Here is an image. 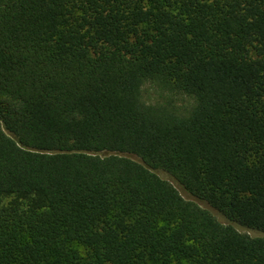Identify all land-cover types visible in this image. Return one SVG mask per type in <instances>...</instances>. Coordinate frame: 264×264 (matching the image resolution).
<instances>
[{
    "label": "trees",
    "instance_id": "16d2710c",
    "mask_svg": "<svg viewBox=\"0 0 264 264\" xmlns=\"http://www.w3.org/2000/svg\"><path fill=\"white\" fill-rule=\"evenodd\" d=\"M0 264H264V0H0Z\"/></svg>",
    "mask_w": 264,
    "mask_h": 264
},
{
    "label": "rangeland",
    "instance_id": "374dc122",
    "mask_svg": "<svg viewBox=\"0 0 264 264\" xmlns=\"http://www.w3.org/2000/svg\"><path fill=\"white\" fill-rule=\"evenodd\" d=\"M148 93H149V95H150L151 100L155 99L156 95L153 94L154 92H153L152 90H149ZM158 174H159L161 177H163V178H165V179H167V180L170 181V179L168 178V176H167L166 174H164V173H162V172H158ZM174 185L176 186V188L178 189V191L180 192V194H181L184 198H189V196L186 194V192H184V191H183V190H182V189H181L176 183H174Z\"/></svg>",
    "mask_w": 264,
    "mask_h": 264
}]
</instances>
